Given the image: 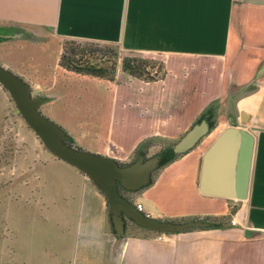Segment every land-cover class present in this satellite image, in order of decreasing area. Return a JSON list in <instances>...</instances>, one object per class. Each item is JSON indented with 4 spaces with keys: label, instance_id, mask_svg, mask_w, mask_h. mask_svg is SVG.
<instances>
[{
    "label": "crops",
    "instance_id": "crops-1",
    "mask_svg": "<svg viewBox=\"0 0 264 264\" xmlns=\"http://www.w3.org/2000/svg\"><path fill=\"white\" fill-rule=\"evenodd\" d=\"M66 39L155 56L166 75L144 81L122 64L114 80L68 70L60 62ZM0 62L36 84L42 113L73 146L122 165L146 159L157 139L178 141L204 118L210 128L130 191L150 217L209 223L178 232L131 219L120 235L96 184L50 157L40 170L49 212L40 225L52 234L40 235V264H264V0H0ZM102 88L112 90L109 103ZM228 126L255 136L246 200L199 190L204 152ZM222 217L225 224L210 227V219Z\"/></svg>",
    "mask_w": 264,
    "mask_h": 264
},
{
    "label": "water",
    "instance_id": "water-1",
    "mask_svg": "<svg viewBox=\"0 0 264 264\" xmlns=\"http://www.w3.org/2000/svg\"><path fill=\"white\" fill-rule=\"evenodd\" d=\"M0 84L10 93L22 117L58 158L83 171L102 189L109 201V211L117 232L124 233L126 217L138 225L158 232H178L209 223L203 219L186 221L161 220L150 217L120 194V186L137 191L151 181L161 155L140 157L127 165L116 159L69 144L68 133L40 109L42 99L34 97L30 84L0 62ZM206 118L194 124L174 145L176 153L194 147L209 131ZM255 150L254 134L243 126H228L204 152L199 190L207 196L246 200L249 196Z\"/></svg>",
    "mask_w": 264,
    "mask_h": 264
},
{
    "label": "rangeland",
    "instance_id": "rangeland-1",
    "mask_svg": "<svg viewBox=\"0 0 264 264\" xmlns=\"http://www.w3.org/2000/svg\"><path fill=\"white\" fill-rule=\"evenodd\" d=\"M61 44L62 53L66 49L79 50L85 59L103 65L117 60L118 68L124 56L134 55L112 43L66 39ZM142 58L161 61L155 56ZM30 86L34 97L39 98L36 84ZM101 93L103 97L108 96L109 103L112 90L102 88ZM99 118L103 124L105 110ZM176 142L157 139L148 147L146 159L167 151ZM50 157L57 158L28 125L10 93L0 84V264H40V235L52 234V227L40 225V219H47L49 215L40 196V170L48 165ZM157 171L158 168L153 175ZM122 194L131 200L129 190H122Z\"/></svg>",
    "mask_w": 264,
    "mask_h": 264
},
{
    "label": "trees",
    "instance_id": "trees-1",
    "mask_svg": "<svg viewBox=\"0 0 264 264\" xmlns=\"http://www.w3.org/2000/svg\"><path fill=\"white\" fill-rule=\"evenodd\" d=\"M82 51L71 49L68 51L66 49L60 58L61 65L68 70L89 74L99 77H104L110 80H114L118 71L117 60L109 61V65H103L99 63L92 62L90 59H85ZM78 56V54H80ZM157 66V67H156ZM122 68L125 72L129 73L134 77H138L144 81H155L165 77L166 75V67L163 61L150 60L146 58H142L136 55H126L122 59ZM70 145H72L69 142ZM73 146V145H72ZM144 147V144L140 146V149ZM161 155V160L158 168H161L173 160H175L182 153H176L172 148L167 149V151L163 153H159ZM153 177V174H152ZM95 184V183H94ZM97 186V185H96ZM98 187V186H97ZM101 191L102 189L98 187ZM123 188V187H122ZM122 188H120V194H122ZM102 193H104L102 191ZM105 195V193H104ZM106 196V195H105ZM107 198V197H106ZM126 199H129L125 197ZM108 200V199H107ZM109 205V201H108ZM110 221L112 222L111 213H109ZM133 220V219H132ZM210 227L221 226L226 223V218L222 217L220 219H210Z\"/></svg>",
    "mask_w": 264,
    "mask_h": 264
},
{
    "label": "built area",
    "instance_id": "built-area-1",
    "mask_svg": "<svg viewBox=\"0 0 264 264\" xmlns=\"http://www.w3.org/2000/svg\"><path fill=\"white\" fill-rule=\"evenodd\" d=\"M136 206H137V208H138L139 210L143 211V209H144L143 204H141V203H137Z\"/></svg>",
    "mask_w": 264,
    "mask_h": 264
},
{
    "label": "flooded vegetation",
    "instance_id": "flooded-vegetation-1",
    "mask_svg": "<svg viewBox=\"0 0 264 264\" xmlns=\"http://www.w3.org/2000/svg\"><path fill=\"white\" fill-rule=\"evenodd\" d=\"M120 188H122V187L120 186ZM122 190H124V188H122Z\"/></svg>",
    "mask_w": 264,
    "mask_h": 264
}]
</instances>
